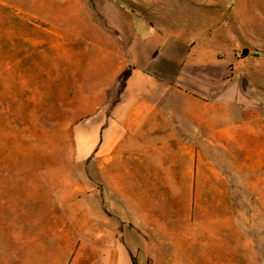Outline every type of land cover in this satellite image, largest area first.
Wrapping results in <instances>:
<instances>
[{"label":"rangeland","instance_id":"1","mask_svg":"<svg viewBox=\"0 0 264 264\" xmlns=\"http://www.w3.org/2000/svg\"><path fill=\"white\" fill-rule=\"evenodd\" d=\"M119 3L183 38L222 28L234 86L264 114V0H0V264H86L87 207L150 205L158 239L124 238L148 264H264V132H176L157 180L88 175L106 119L91 115L128 72L102 19Z\"/></svg>","mask_w":264,"mask_h":264},{"label":"crops","instance_id":"2","mask_svg":"<svg viewBox=\"0 0 264 264\" xmlns=\"http://www.w3.org/2000/svg\"><path fill=\"white\" fill-rule=\"evenodd\" d=\"M118 6L123 14H101L106 34L117 37L124 47L126 64L120 70L128 72L117 101L91 115L106 119L101 139L87 159L88 175L98 170L100 178L114 189L115 181L157 180L158 149L163 145L173 148L176 132L189 134L188 140L206 130L235 131L239 138L243 132H264V114L246 107L234 86L230 40L224 38L222 28L202 38H183ZM86 212L87 247L96 253L93 258L88 255L86 264H133L132 257L137 264H148L143 255L139 259L127 249L124 238L143 247L147 243L144 229L149 228L151 241L157 240V205L144 210L87 207Z\"/></svg>","mask_w":264,"mask_h":264},{"label":"trees","instance_id":"3","mask_svg":"<svg viewBox=\"0 0 264 264\" xmlns=\"http://www.w3.org/2000/svg\"><path fill=\"white\" fill-rule=\"evenodd\" d=\"M244 52H245V53H247V51H246V50H244ZM132 262H133V264H137V260H136V258H135V257H132Z\"/></svg>","mask_w":264,"mask_h":264},{"label":"bare ground","instance_id":"4","mask_svg":"<svg viewBox=\"0 0 264 264\" xmlns=\"http://www.w3.org/2000/svg\"><path fill=\"white\" fill-rule=\"evenodd\" d=\"M223 135V134H222ZM225 135V134H224ZM225 139V138H224ZM226 140V139H225ZM224 143V142H223ZM226 144V143H225ZM228 146V145H227Z\"/></svg>","mask_w":264,"mask_h":264}]
</instances>
